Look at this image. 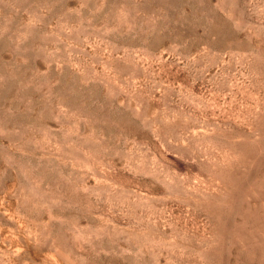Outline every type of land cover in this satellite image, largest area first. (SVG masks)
Here are the masks:
<instances>
[{"label": "rangeland", "instance_id": "374dc122", "mask_svg": "<svg viewBox=\"0 0 264 264\" xmlns=\"http://www.w3.org/2000/svg\"><path fill=\"white\" fill-rule=\"evenodd\" d=\"M0 264H264V0H0Z\"/></svg>", "mask_w": 264, "mask_h": 264}]
</instances>
